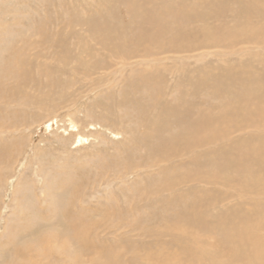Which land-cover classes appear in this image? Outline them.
<instances>
[{"label": "rangeland", "instance_id": "1", "mask_svg": "<svg viewBox=\"0 0 264 264\" xmlns=\"http://www.w3.org/2000/svg\"><path fill=\"white\" fill-rule=\"evenodd\" d=\"M261 20L263 0H0V264H197L192 198Z\"/></svg>", "mask_w": 264, "mask_h": 264}, {"label": "bare ground", "instance_id": "2", "mask_svg": "<svg viewBox=\"0 0 264 264\" xmlns=\"http://www.w3.org/2000/svg\"><path fill=\"white\" fill-rule=\"evenodd\" d=\"M261 21L263 27L258 26L260 32L254 35L260 53L258 70L251 68L252 63L246 60L243 67L245 79L234 92L239 97L234 105L237 113L232 112L227 121L225 134L229 145L226 151L231 150L229 157L224 162L222 153L215 154L214 164L205 168L210 177L207 190L201 186L195 200L192 198V203L195 202L193 208L196 212L197 232L202 233H195L192 238L199 245L195 252L197 264H202L204 259L205 264L224 262L223 257L232 262L242 259L241 263L235 264H247L246 256H250L252 263L249 264H264V20ZM155 25L160 26L158 23ZM247 30L252 34L249 26ZM170 112L171 115H181L175 109ZM237 117H240V125ZM194 120L195 124L185 127V132L194 129L198 131V125L205 122L206 118L198 117ZM237 131L239 133L235 135ZM220 136H224V131H221ZM182 211L183 207H179L178 214L186 215ZM203 221L207 225V235ZM82 232L84 234L85 230ZM253 233L251 239L249 236ZM200 236H207L208 248L199 244L202 242ZM250 240L252 245L247 244ZM42 245L45 246V241ZM93 247L91 244L90 249ZM81 258L77 255L78 264ZM94 264L98 263L95 261ZM115 264L124 263L117 257Z\"/></svg>", "mask_w": 264, "mask_h": 264}]
</instances>
